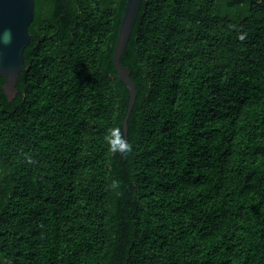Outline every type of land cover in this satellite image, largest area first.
<instances>
[{"label": "trees", "instance_id": "1", "mask_svg": "<svg viewBox=\"0 0 264 264\" xmlns=\"http://www.w3.org/2000/svg\"><path fill=\"white\" fill-rule=\"evenodd\" d=\"M125 4L34 0L10 102L0 76V264H264V0H142L126 136Z\"/></svg>", "mask_w": 264, "mask_h": 264}, {"label": "water", "instance_id": "2", "mask_svg": "<svg viewBox=\"0 0 264 264\" xmlns=\"http://www.w3.org/2000/svg\"><path fill=\"white\" fill-rule=\"evenodd\" d=\"M141 1L126 0L112 54L113 67L129 94L127 110L122 122L124 136L127 132V119L136 98V90L129 69L120 63V57L137 19ZM33 14L34 0H0V76L5 79L2 90L9 102L17 93L15 85L24 66L23 52L31 42L28 27L33 21ZM5 34H10L8 42H4Z\"/></svg>", "mask_w": 264, "mask_h": 264}, {"label": "clouds", "instance_id": "3", "mask_svg": "<svg viewBox=\"0 0 264 264\" xmlns=\"http://www.w3.org/2000/svg\"><path fill=\"white\" fill-rule=\"evenodd\" d=\"M8 39H10V34H5L4 42H8ZM106 142L110 151L113 153L125 154L131 150L130 145L121 136V130L119 128L110 129L106 137ZM112 187L115 188L118 187V185L113 182Z\"/></svg>", "mask_w": 264, "mask_h": 264}]
</instances>
